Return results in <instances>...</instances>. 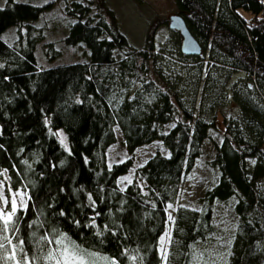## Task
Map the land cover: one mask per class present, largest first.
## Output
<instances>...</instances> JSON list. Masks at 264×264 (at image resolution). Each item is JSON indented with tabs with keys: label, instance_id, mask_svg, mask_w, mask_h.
Returning <instances> with one entry per match:
<instances>
[{
	"label": "trees",
	"instance_id": "trees-1",
	"mask_svg": "<svg viewBox=\"0 0 264 264\" xmlns=\"http://www.w3.org/2000/svg\"><path fill=\"white\" fill-rule=\"evenodd\" d=\"M61 1L73 19L62 42L84 44L89 58L50 67L38 64L30 36L32 22L47 6L17 0L0 6V179L6 171L10 187L27 192L15 236L25 241L28 255L56 247L42 237L63 236L91 253L88 264H163L159 239L167 227V205L210 141L215 154L208 163L218 168L217 181L200 198L201 209L176 208L168 264H203L194 245L215 231L213 204L231 198L238 221L224 264H264V189L257 184L264 177V105L252 99V88L241 89L242 124L222 121L224 140L218 143L211 133L220 128L216 118L196 116L160 71L149 76L157 66L155 28L143 49L118 59L115 50L129 47L126 36L102 13H92L90 0ZM177 2L191 33L219 49L229 59L224 63L247 72L264 92V0H222L219 11L217 0ZM13 25L19 37L9 44L2 35ZM46 45L47 55L55 52L52 42ZM115 126L131 154L157 140L169 152H156L124 188L118 178L129 172L133 156L108 165ZM57 129L66 133L69 148Z\"/></svg>",
	"mask_w": 264,
	"mask_h": 264
},
{
	"label": "rangeland",
	"instance_id": "rangeland-1",
	"mask_svg": "<svg viewBox=\"0 0 264 264\" xmlns=\"http://www.w3.org/2000/svg\"><path fill=\"white\" fill-rule=\"evenodd\" d=\"M26 1L32 4L47 6L41 16L32 22L35 29L30 33L34 39V52L38 64L46 67L55 66L60 63L79 62L89 58L88 51L84 44L75 47H67L63 44L62 38L69 33L70 22L73 20L64 14V2L61 0H17ZM72 0H69L71 2ZM80 1V0H78ZM87 1V0H82ZM91 12L102 13L109 24L117 27L128 39L129 47L125 50H115L118 59L124 57L125 53L132 49H143L147 44V38L152 36L151 30L155 28L152 40L155 47L157 66L149 72L153 76L158 70L173 86L182 93L186 104L198 117L211 122L216 118L220 128L212 130L211 133L218 143L224 140L223 126L225 124H242L245 115L241 105V89L246 86L252 88L249 92L252 99L264 105V92L259 91L254 82L249 80L247 72L241 69H234L224 63L229 59L219 50L214 49L206 43L201 36L194 34L199 44L203 46L200 55H184L180 50L181 36L169 27V17L181 13L177 0H90ZM6 0H0V6H4ZM222 7V0H217L216 11ZM184 19V17H183ZM25 30V29H24ZM19 32L15 25L10 26L2 35V38L9 44L18 41ZM27 41L26 34L23 35ZM105 37V36H104ZM52 42L54 51L47 55V45ZM156 74V73H155ZM263 108V107H262ZM174 123L165 126V131ZM116 141L108 148V165L122 162L133 156V166L128 173L118 178V184L124 188L128 180L135 181L136 170L142 166L156 152L167 155L169 152L164 144L157 140L137 147L131 154L126 146L122 133L115 126ZM57 138L64 140L69 148L67 135L63 129L54 131ZM63 144V146H64ZM261 145L264 152V135ZM215 154L212 142L204 143V152L194 171L182 184L181 191L172 204V209H166L167 215L170 212L175 216L178 206H186L196 209L202 208L200 198L205 190L213 186L218 178V168L211 167L208 160ZM249 160V159H248ZM249 160L250 162L254 161ZM252 169L251 165H249ZM7 172L4 171L0 179L5 197H11L17 193L25 194L26 190L12 189L7 181ZM142 186L145 181L139 180ZM258 187L264 189V177L257 180ZM18 204L20 203L17 198ZM235 198L228 201H216L213 204L215 231L205 240L195 243L196 260L203 264H224L227 249L236 230L238 215L234 211ZM10 208V204L8 206ZM171 222L167 221L166 231L172 228ZM165 231V232H166ZM167 240V238H165Z\"/></svg>",
	"mask_w": 264,
	"mask_h": 264
},
{
	"label": "snow or ice",
	"instance_id": "snow-or-ice-1",
	"mask_svg": "<svg viewBox=\"0 0 264 264\" xmlns=\"http://www.w3.org/2000/svg\"><path fill=\"white\" fill-rule=\"evenodd\" d=\"M61 143L64 144V140H61ZM64 146L67 148L66 144ZM125 179L128 180V183L132 182L131 178L126 177ZM24 196L23 193H17L9 199L4 196L2 186H0V261H3L4 264H8V261H12L13 264H36L37 260L47 262V264H88L85 257L90 256L91 253H86L79 246H70L65 242L63 236L60 239L42 237L41 239L45 240L47 245H55L56 247L38 249L42 253L46 252L45 255L39 257L28 255L24 248L25 241L15 236V233L19 232L21 219L17 214L19 211H25L28 206ZM17 198H19V204ZM9 204L10 208L8 207ZM172 208V204L167 205V209ZM61 214L63 215V213ZM167 220L173 224L175 223L170 212L167 215ZM29 226L31 227V225ZM171 236V229H169L159 239V255L163 264H168L167 244L171 242ZM131 259L135 260L136 256H132ZM112 264H116V262L113 261Z\"/></svg>",
	"mask_w": 264,
	"mask_h": 264
},
{
	"label": "water",
	"instance_id": "water-1",
	"mask_svg": "<svg viewBox=\"0 0 264 264\" xmlns=\"http://www.w3.org/2000/svg\"><path fill=\"white\" fill-rule=\"evenodd\" d=\"M169 27L178 32L181 36L180 50L182 54L200 55L202 53V47L199 44V41L191 33L180 14H175L169 17Z\"/></svg>",
	"mask_w": 264,
	"mask_h": 264
}]
</instances>
